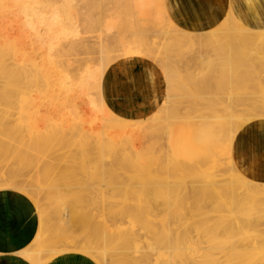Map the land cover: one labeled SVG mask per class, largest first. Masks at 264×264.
<instances>
[{
  "label": "bare ground",
  "instance_id": "bare-ground-1",
  "mask_svg": "<svg viewBox=\"0 0 264 264\" xmlns=\"http://www.w3.org/2000/svg\"><path fill=\"white\" fill-rule=\"evenodd\" d=\"M69 2L72 3L73 0H0V30L3 29V31L1 32H4V29H6V24L4 23H6L7 17L9 16L14 17L13 21L16 19V24L13 21H12L13 23H11L10 25L8 24L7 29H6L8 33L5 36L3 35L5 38H3V41L2 39L0 41V101H2L1 106L6 107L5 110L13 108L18 111L17 113L18 116L11 112L12 113L11 115L13 116L14 114V116L16 117V119L13 120V123L15 125H10L11 127H8L7 129L5 128L6 127L5 126L4 127L5 131L1 132L2 134L4 133L3 135H5L8 140L5 138V136H1V137H4L6 141H4L3 138L2 140L0 139V154H1L0 166L2 167L1 164L7 163V161L9 160V157H12V155L15 157V154H16L15 158L18 157L17 161L19 160L21 161V162L16 161V166H13L10 169L7 166L8 165L7 163L6 166L8 168L6 167L7 169L5 171H4L5 167H2V168L0 167V176H1L0 177V189L1 188L9 189L10 187L17 188L21 192H24L28 196H31V198H33L35 202L33 199L32 201L34 203H37L38 205H40V203L44 200L45 201L47 200L51 205L52 204L58 205L63 202L60 208L55 209L54 206H53L54 209L51 208V210L54 211L52 212L53 214L51 215V217L54 216L55 218L54 220H57V222L60 224L61 228L63 229L68 227L67 226L68 224L71 225V222H73L72 224H74L75 222L74 220L77 221L78 218L79 220L80 219L92 220L95 216L96 217L98 216L99 218H103V216H105L106 213H110L111 215H113L111 219H115V217H117V214L119 212L118 207L120 204H122V202H120L119 200L126 198L127 201H125L124 205H122V208H123L121 212L122 220L128 221L129 226H133L134 228H137L139 232L141 231L140 234L143 233L144 231L146 232V235L148 234L147 231L149 232V234L151 232V235H152L151 239L153 241L151 239L150 240L153 242V244L151 243L150 249L154 252L157 251V254L155 253L153 255L143 254L145 253V249L147 251V247H145L146 245H143L144 251L139 248L140 255L142 253L143 258L142 259L138 258V261L140 262H137L136 261L137 257L136 258L134 257L135 259L132 260V261L135 260L134 264H150V263H153V260L155 258L160 259L161 255H164L163 257L166 258V256L169 255V254L167 255V250H168L167 248H169L173 244L176 247L175 249H172V247L174 248V245H173L171 247L172 250L171 249L170 250L173 252L178 251V255H179V260H177L174 264H206V262L208 261L206 260L207 257L213 258L211 254L215 255L214 253H216V250L220 247L219 245L218 247L216 244L215 252H214L213 246H210L211 248L213 247V250H210L211 248L210 249L205 248L206 251L210 250L211 254H210V251L209 252L204 251L205 253L203 252V254L199 253L201 254L202 260L200 258L201 261H197L199 260L198 258L199 256H197V260H195L196 259L195 257L196 255H199L198 251L200 250V248H197L199 245L198 241L193 239L192 236L187 235L192 231V229L190 230L188 229L190 231L189 232L187 228L186 229L184 228V230L182 231L185 232V234L182 233L183 237H180L178 236V234H176L177 230H175L174 232L175 234L169 233L168 231L169 228L168 230L165 229V227L168 225L162 227V222L164 221L165 217L167 219V216H168L169 217L168 221H169V225H171V229H172V225H178L180 226V228L183 225L187 226L188 228L190 227L186 222L191 221V217L195 219L194 217L197 216L196 206L192 207L190 206V204L192 201L194 200L197 201L198 199H200L201 192L197 190L196 195H193L194 197L193 196L189 197V195L186 192H184L181 196L176 197V195L174 194L175 193L174 191H176V188L174 187L176 186L178 188H181L180 185L182 184V181L184 179L191 178V177H197V174L200 173L201 170H203L202 167L205 166V164L215 163L218 160L217 158H219L218 157L219 155L217 156L218 153L214 154V152L219 150V147L221 148V146H224L223 147L224 149L222 152L223 156H220V158H222L224 162L225 161L230 162L229 164L226 163L227 165H229L227 166L228 167L227 168L224 162H221L220 160L221 164L223 163L222 166L224 167L225 165V167L228 169V171H226L225 174H228V175L230 174V176L233 174L232 175L233 182L236 181L234 186L232 185V182H231L230 183L231 186L234 188L236 183L240 182V179H234V177L235 178L236 176L239 177V175L238 173H236V169L234 167L235 164H233L235 162L233 163L231 162V159H232L231 155H232V152H234L233 144L241 128H243L244 126H246L247 124L251 122H254L256 118H264V100H263L264 98L263 97L264 96L263 94L264 92V82H263L264 81V69L262 70L263 72L258 74L256 78H255V75H253L254 73L251 72L253 73L252 75L255 79L258 78L257 79L258 81L257 83H259L258 86H260V88L263 87V89H261L263 91H261L262 94H258L259 95L258 97L262 100L259 99V100H256L257 102L259 101L258 103H256L255 101V102H252V104H250V101H251L250 98L251 99L253 98L254 100L257 97V94L249 97L251 94L248 93L249 96L247 94V97H245L244 95H243L244 96L243 98H241L242 96L240 97L239 92H236L237 89L235 90L236 72L234 71L235 63L234 65L232 63L237 58V55H239L238 52H235V51H240V55H241L240 59L242 61H247V62L249 61V63H251L252 61H254V59H256L258 60L257 62L260 61L264 65V27L250 29L241 23L244 26L241 29H237V22H239V26H240V21H238L237 18L234 17V19L232 18L229 21H224L225 26L218 27L220 26L218 25L217 27H215V29L207 32L206 36L208 34V37L205 36V39L203 40L197 39L199 40L197 42V44L199 45L197 46L196 50L194 49V52L193 50H189L190 54L188 53V51L181 52V50L185 48L189 43L191 44V42L188 40L190 38L189 34L191 32H187L183 30L182 28L178 27L177 25L174 27L173 30L171 29L172 31L170 30L167 31V33H169L170 35V38H163L162 43L159 42L163 46V49H164L163 53L165 54L175 53L177 55H181L180 57H182L181 59L182 62L181 61L180 62L182 63V66L185 65L189 67V69L187 71H181L180 69L181 64H179L180 66H176L175 64L169 65V62L167 60H164L162 64L163 71L164 73L167 74V78L171 82V85L173 86L168 92H165L166 93L165 98L160 103V105H156V108H154L155 109L154 111H157V114L154 113V115L153 114L151 115H153V117L155 118L153 117L151 118V116H149L148 113H143L142 111H139V110L136 111L137 115L131 116L132 117L131 118L130 116L117 113L111 106L109 99H108V94H106V81H107L106 73L108 72L110 68H112L115 65L116 62H119L116 60L117 58L123 57V56H119L118 54H121L122 52L126 51L127 48H129V45L132 43L129 40L128 33L130 34L135 33L134 35L138 34L137 33L138 26L130 18L131 17L132 18L134 17L136 19L138 18L137 15L140 9H138L137 11V8L139 5L141 6L144 3H146V1L145 0H91L89 2V0H80V3L78 5V8H79L78 13H72L73 4ZM152 2H153L152 6L144 10H146L147 12V11H154L153 9H158V8L162 9V12L164 13V16H165L164 17L165 23H170L168 22V19L172 21L171 19L172 7H171L170 0H152ZM21 7H22V10H21ZM127 8L130 12L128 14L129 17L126 16V14L125 16L123 14L124 10H126ZM8 23L10 22L8 21ZM163 26L164 25H162V27ZM168 27L166 28L167 30L169 29ZM152 30H153V26H152ZM17 33H18V36L15 38L14 36ZM87 33L89 34L92 33L91 35L94 34L95 38L88 40L87 38H85L87 36ZM143 33L144 32L142 31L141 34L143 35ZM146 34L147 32L145 33V36ZM191 35L193 34L191 33ZM137 37L138 36H136V38ZM223 38H224L223 40L224 45H221V46H224L225 48L223 47L221 49H223V52H225V56L227 55V61L225 60L226 61L225 63L231 64V69L235 72V74L232 72H229L230 64L229 66H227L226 64V66L229 68L228 72L231 74L229 77L227 76L228 79L226 78L225 82L219 79L221 81V84H219V88H218L219 90L217 89L218 91H215V87L217 88L216 86L217 84L213 81L211 77H210L211 79L208 78L209 75L206 73L198 72L199 75L198 76L196 75V77L193 76L194 79H190V80L187 79L185 74H187L191 68H194V66H197L199 63L198 62L199 60L201 63H203L205 62L204 60L207 59V62H208L209 58L205 57L204 55L210 53L211 52L210 49L216 50V47H218V46H215L217 44L216 42H219V45L220 43L222 44V41L219 39H223ZM135 39L133 38V40ZM146 39L147 38H145V40ZM145 40L141 38L140 36L139 40L135 41L136 46L137 47L140 45L148 46V41H145ZM208 45H214L215 47L211 46L212 48L209 47L210 48L209 49L208 47H206L205 49V46H208ZM179 46H181L182 49H180ZM187 47L185 48L186 50H188ZM160 48L161 47H159V49ZM236 49H239V50H236ZM175 50H180V51H178L177 53L175 52ZM70 54L72 55L74 54L73 56L75 58L70 59L69 57ZM126 54L127 52H125V55ZM131 54L130 56L126 55L125 57H131ZM41 55L42 57H40ZM79 55L80 56L86 55V56L83 58L82 57L79 58ZM95 56H97L98 58H95ZM225 56H221V57L223 58ZM64 57H68V58L65 59ZM229 59H230V62H229ZM240 63L243 65L242 62ZM253 65H255V63L254 64L251 63V66L253 67V69H255ZM256 68L259 69L260 65L259 67H256ZM236 70L238 72L237 75L240 73L239 76H241V72L243 71H241L240 69L241 72H239L238 68ZM219 72L220 71H218V73ZM248 72H250L249 69H248ZM209 74H210V71H209ZM213 74L214 73L211 72V75ZM224 76L226 77V72H224ZM242 77H239V78H242ZM214 78L216 79V76ZM219 80L217 79L216 81H219ZM225 83L228 85L227 88H225L226 85L225 86L222 85ZM191 86L194 89H192ZM199 88H203L204 90L206 88V91H207L206 96L209 99L207 100L209 101L207 107L209 106V110L211 112H213L212 109L214 108L215 104L218 106L217 102H219L221 106V110L224 111V116L221 117L220 120H222L221 123H223L224 125L223 130H225V133L222 134L223 135L222 139L214 140V143H215L214 148H217V150L209 147L210 141L203 137V135H205L207 131L205 129V127H207L205 126L206 124L205 121L207 120L211 121L215 117L206 118L205 115L199 112V111L204 112L207 110V109H204L205 99H204L203 93L201 91L199 92ZM222 89L223 91H221ZM51 91L58 92L59 95H61L60 97L61 100L56 99L55 101H53L52 99H50L52 96L48 95L47 93ZM219 91L223 93L221 94ZM216 92H219V94L218 93L216 94ZM199 98H202L204 101V102L199 101L200 103L202 102L201 105L197 103L198 102L197 100H199ZM44 101H47V102L50 101V103H47V107L49 105L48 109L52 107L50 106L52 103L54 106L55 102L56 104L64 106L63 112H59L58 117H54V118L50 117V119H48L49 115H46V113H44L45 117H43V119L46 117L48 118H46V120L44 119L42 124L38 125L39 124L38 120H36L34 124H31V123L29 124V122L33 123L32 118L28 119L29 117L28 118L25 117L24 114H27V112L34 110V108H36V111H38V107H41ZM194 103H195V108H192V104ZM254 103H256L257 105L259 103H261V105L263 104L262 105L263 109ZM44 106L46 107V104ZM196 108L198 109L196 111L199 112L200 115L202 114L207 120H205L201 116L200 117L202 119L200 117L198 119L196 115L195 117L199 120V122L193 123L195 120L194 118L191 117V119H188L190 117H187V116L183 117L184 115L182 116V113L192 115V113L194 112V109ZM219 110H220V107H219ZM44 111H47V110H44ZM88 111L90 112V114H92V120L90 121L84 120V115ZM8 112L10 113V110ZM49 112H50V109H49ZM2 113H3V116L6 117V115H4V112ZM209 114L211 115V113ZM147 115H148V118H146ZM212 115L214 114L212 113ZM218 116L219 115H217V117ZM149 117L152 120L149 119ZM217 117L214 119V121H211V122L214 123L216 121V124L219 123L220 120L219 118L217 120ZM138 118L139 119L141 118L142 120L140 119V121H138L139 123L136 126H132L133 129L131 127L130 129L128 127L129 126L128 123L132 122L133 120H134L133 122H135V120H137ZM7 120H8V117H7ZM47 121L49 122L48 128H47L48 123H46ZM91 122H95V123L91 124ZM9 124L10 123L8 122V126ZM219 127L221 129V126ZM211 130H209L208 128V131L211 132ZM157 131H160L161 133L159 132L160 135L157 134L156 136L153 133ZM24 133L27 134V137L29 140H27L26 138V141H25ZM217 133L219 134V132ZM180 135H181V139H183V141L186 143L185 144L186 146H184L183 141L182 143L179 141ZM197 135L199 137H197ZM58 136H60L61 141H63V143L60 145L62 146V150L65 151V153H62L63 151L62 152L59 151L61 149L59 145L58 146L59 149L56 150L57 153L59 152L58 154L57 153L54 154V152L52 154V150H51V152L49 151L48 153H51L52 155L47 154L45 155L46 157L45 159L42 158L41 156H44L46 148L49 149L48 146H46L48 142H50L49 143V146H50L52 144L51 141H54L55 143L56 142L55 140L58 138ZM175 136H178L176 140L179 139L178 140L179 142L175 140V143L178 142V145L177 144L176 145L177 146L180 145L181 148H183L184 146V148L186 149L183 152L181 151L182 153L180 152L181 150L180 149L178 154H176L177 153L175 151L176 148H174V146L172 147L171 143L169 142L171 141V139L173 138L175 139L176 138ZM195 136L197 138L196 141H198L199 139V142L197 143H199L200 146H198L199 144L195 143ZM209 136H211V134ZM78 137H80V140ZM214 137H215V134H214ZM75 138H78L79 141L77 142L76 140V142L74 143L73 140ZM209 139L211 140V137H209ZM162 140H165L166 142V143L164 142L166 144L164 145L165 146L164 151H166L165 149L169 150L166 153L167 155L164 154L165 155L164 157L166 158L165 159L166 163L165 162L164 163L168 167L172 165V168L174 167L178 169L179 167L183 168L182 170L183 172H181V174L179 175L181 179L178 181V184L173 185V187L170 184L169 180L167 179L169 177L166 178L167 176L166 173L167 174L170 173L168 172L169 169L166 167V165L164 166L162 165V168L159 166L160 169L156 168V166H155V169L154 168L151 169V167L154 165L153 163V165L149 168L150 171L146 167L147 165L146 161L148 159L146 154L147 153L149 154L150 153L149 151L153 152V149H155L157 145H158L157 147L161 148L160 146L163 145ZM42 142H47V144L42 143ZM40 143L45 144V145L42 146ZM228 143L229 145H231L230 148H229ZM225 144L228 145V147L227 146L225 147ZM74 145H78L79 147L77 146L75 147ZM211 145L213 146V144ZM72 146H74L75 148H79V149L81 148L80 152H78L77 149H76L77 152L72 150V148H70ZM129 148L131 149V152L129 151ZM145 149H147V153L145 152ZM170 149H173V151L171 150L172 152H170ZM211 152H213V154ZM218 152L220 154V151ZM39 154H42V155H39ZM150 155L153 156V153H150ZM232 157L234 158V156ZM68 158H70L71 161ZM160 158H163V157L160 156ZM65 159H67V161L64 164ZM176 162H178L180 165L183 164V166H180ZM69 164L72 165V167L75 168V170L77 171H80V170H82L83 172L88 171V173L87 172L86 174L84 173L85 176L83 177H85L86 180L90 182L85 183L86 180L83 181V183L86 184V186L83 185L85 186L84 190H88L87 195L89 197H91L92 195V197H96V199L94 201L92 200L93 198L92 199L88 198L87 206H86L85 200H83V204H85V206L82 204L83 206L79 208V204H80L79 198L80 200L82 198L80 195L81 193H79V191H76V188L73 187L72 185V182L76 181L77 179H74L72 181L68 177L69 182H70L69 184L68 183L61 184V182L57 183V181L59 180L58 179L59 173L61 172L60 170H63L62 166L64 165L63 167H65L64 169L66 170V167ZM221 164H218V165L220 166ZM109 166H111V168H109ZM58 168H62V169L58 170L59 171V173L57 172L58 177L57 176L54 177V181H53V178L51 175H53V173L56 172V169ZM182 168H180L179 171H181ZM25 170L27 172L32 173V175H30V173L29 175H26L25 173H23L25 172ZM117 170H118V173L115 175L114 173L117 172ZM121 170L122 171L124 170V173L123 172L121 173ZM222 170L223 169H221V171ZM238 170L239 168L237 169V172H239ZM66 171L67 173L69 171L71 174L74 173L73 170L72 172L69 169ZM119 171L121 174L119 173ZM158 171H160V173H162L163 171V174L158 176L156 179H153L154 177H152L153 176L152 174ZM222 172L224 173V171ZM146 174H148L147 176L151 177L150 180H148V182L147 180L144 179V176H146ZM221 174L219 175V177L221 176ZM235 174L237 175L235 176ZM240 174L242 175L243 172H240ZM60 175H62V172ZM209 175H210V172H209ZM80 176L82 175L80 174ZM72 177L75 178L74 176ZM244 177L241 178L242 179L240 183L241 186L244 185V183L242 182H245L247 179L246 176ZM221 178L224 179L223 176H221ZM65 179L66 177H64L63 180ZM133 179H136L137 181H133ZM215 179H212L210 181L208 180V183L204 182L203 184L206 183L207 186L208 184L209 185L212 184V186L216 185L217 181ZM50 180L52 182H50ZM219 180L221 181L220 183L222 185L224 182H222L221 179ZM247 181L250 183L252 182L248 179ZM77 182L80 183V180L78 179ZM201 182L202 181H200V184ZM227 182L228 181H226L225 184L223 185L227 186L228 185ZM250 183H248L249 184L248 186L249 187H251V185L253 186V184L251 183L250 185ZM240 184L238 183V185ZM238 185L236 186L239 188ZM254 185L257 187H254L252 189L249 188L247 185L246 186L244 185V186L248 187L249 189H251L253 193H256L259 196L258 192L262 190L261 188L262 186H264V184L254 183ZM203 186L205 185H202V187ZM66 187L69 189H67ZM233 188L232 190L230 189L232 192V196L231 194L229 196L232 198V205L233 203L235 204L234 208L236 211H232L233 212L232 214L234 215L237 213V207L239 205L238 203H240L238 200H241L240 196H243V194L240 195L239 193L235 192V189L233 190ZM194 189L196 190V188ZM200 189L202 188L200 187ZM205 190H206V187H205ZM221 190H223V187ZM225 190L226 189H224V191ZM230 190H228V192ZM236 190H239V189H236ZM247 190L245 191L246 194H247ZM214 193L215 192H213V194ZM219 193L221 192L219 191ZM223 193L220 194L222 197H220L219 195L218 196L219 198H217L216 200L221 201L222 198L224 197ZM229 196L227 193L226 197H228V199L226 198L223 201H225L226 204L229 207H231V203H230L231 198L229 199ZM255 196L254 197L250 196L249 198L251 197L255 198ZM258 196L256 197V199L258 198ZM252 198L250 202L253 201ZM159 199H160V202L158 201ZM226 200L229 202H227ZM153 201L155 202V204L156 203L158 204V206L156 207L157 210L159 209L158 208L159 204H161L162 209L158 210V212L155 213V215H153V217L150 218L151 210H148V208ZM206 202H208V200H206ZM255 205L257 206V204ZM261 208L260 210H262ZM179 209H181V212L183 210L185 213H183L182 216L180 215L181 217L179 218L177 217L178 219L172 220L173 216L174 217L177 216V214L175 215V213L177 212L176 210H179ZM238 209L240 211V207H238ZM171 210L175 212L173 213V216L170 215L172 213L170 212ZM250 210H256L257 212L260 213V210L258 211L257 208L256 209L251 208ZM95 211H97V213H95ZM263 212H264V207H263ZM206 214L207 213H205V215ZM261 215L262 214H260V216ZM260 216H258L259 218L255 222L256 227L254 229L253 228L249 229L246 226L247 229L249 230H246V227H245L243 229V231L245 230L244 234H241L239 232L240 233L239 235L236 234L237 227H238L237 224L240 223L242 220L238 219L237 216L232 217L233 220H231L232 221L231 226L232 228H234L233 231L235 232H232V230H230L233 233L232 235V234H229L227 230H225L229 234L228 236L226 235L229 241L227 238H225L226 236L225 237L223 236L227 240V242L231 244L230 248L232 252L236 254L240 253V254L247 255L252 260L253 256L251 257L250 253L253 254L254 252L257 251L256 252L257 255H255L254 253V256L260 257V253H261L260 250L261 251L264 250V240L263 242L259 241L260 240V237H259V240L256 239L255 241V238H254V236H256L255 234L252 236L254 240L251 237V234L253 233V231L256 232V230L259 228H260L259 230L261 231H262V228L264 229V217L260 218ZM44 218L45 216L43 217V219ZM237 219L240 220V222ZM79 220L77 221V223L80 224L81 221ZM50 221L51 220H49L46 223H49ZM96 222H97V219H96ZM51 223L54 224L55 222L52 220L48 224L49 227ZM110 223L111 225H108L107 222H103L102 225L99 224V226H101L99 227V229L101 228L99 231L100 235L98 234L99 236L96 237V239H92V237H90V239L87 238L89 237V235L86 234L88 235L86 236L85 234H82L81 233L82 229L80 228L81 232L80 230L79 232L82 235L86 236L85 241L83 240L82 242H78L77 239L81 237L80 236L81 234H79L78 235L79 237H78V236H75L74 235L75 233H74L72 235H74V237L77 239L74 238L75 239L74 241L73 239L69 241L68 242V244L70 243L69 246L73 247L74 249L81 250L87 255L89 254L95 260H97L100 264H110V263L128 264V263H131L132 261L130 259L133 258L131 256V254L133 253L132 250L134 248H137V246H139L140 244H142L140 243L141 241L139 242L140 238H138V234H137L139 232H136V230L132 228L126 230L124 227H122L124 226L123 222H120L117 220L110 221ZM79 224L77 225L79 226ZM91 225L94 226V224H91ZM193 225H194L193 230H196L198 232L197 234H199L200 232L201 233L204 232V237L206 241L208 238H209L208 241L210 243H212V241L214 242L217 241L216 240L217 238H214V235L213 236L211 235L212 232L210 228L208 227L205 228L204 226L205 224L203 225V221L201 224L203 225L202 227L201 225L199 226L196 222H193ZM193 225L191 223V226ZM231 226H229L228 228L230 229ZM242 226L244 227L243 223H242ZM74 227L77 228L76 226ZM243 227L240 226V228L239 227L238 228L241 229L240 231H242ZM47 228L48 227H45L42 229L46 230ZM75 228H73V230H75ZM96 229L98 228L96 227ZM56 231H58V229H56ZM85 231L87 232V230ZM93 231L91 229L92 234L96 235V233H93ZM131 231H135V232H131ZM42 232L43 231H41V233ZM45 232L47 233V231H44V233ZM50 232L51 230L48 232L50 236L47 235V237L49 238L47 239L46 237L47 243L45 241L43 244H39L38 247L37 246L33 247V248H38V249L36 250L33 249L32 252H28L27 257L30 260H32L33 264H43L44 260H49L55 255L61 253V249L65 247L64 244L66 242L62 245L64 240L62 241V238H61V240L57 241V238L59 235H56V232H53L51 234ZM41 233H39L40 234L39 236H41ZM64 235H62L61 237L65 238ZM72 235L70 236L72 237ZM215 235L217 237L219 233L215 232ZM206 236H209V237L206 238ZM220 236H218V238H221ZM148 237L149 235L147 236V238ZM204 237L201 236V238H204ZM81 240H82V237H81ZM197 240L199 239L197 238ZM205 240L203 239V243H200V244L201 245L204 244V242H206ZM242 240H243L242 245L237 246L238 242ZM60 241L61 243H59ZM199 241L202 242V240H199ZM41 242L42 241H40V243ZM248 242H251L252 245L251 243H248ZM53 243L57 244V247L56 245L54 246ZM59 244L62 245V248H58ZM249 244L251 245L252 248H250ZM221 245H222L221 247H223V244ZM141 246L142 245H140L139 247ZM193 249L197 250L196 255L195 253L192 254V252H194L192 251ZM219 249L221 250L223 248H219ZM162 250H165L166 252ZM212 251L214 253H212ZM135 252L137 253V250L134 251V254L136 256ZM224 253L222 252V254ZM138 254L139 253H137V255ZM222 254L220 255L222 256ZM263 254L261 257L262 262L264 260ZM194 255L195 257H193ZM108 257H110L111 262L108 260ZM216 257L218 256L216 255L214 257L215 259L213 258V260L219 261L218 260L219 258L217 259ZM259 257L257 258V260L259 261H257L253 257V259L256 260L254 264H257V262L259 264L260 262ZM128 258L131 262L128 261ZM165 258L164 259L161 258L162 260L160 259V264H164V262L162 261H164ZM126 259L128 263H124L126 262L125 261ZM157 259L155 260L156 264H159V262H157L159 261V259L158 260ZM221 259L222 258H220L219 262H222L223 264L227 261L226 260L224 262V261H221ZM207 263L211 264V261L210 263L209 262Z\"/></svg>",
  "mask_w": 264,
  "mask_h": 264
},
{
  "label": "rangeland",
  "instance_id": "rangeland-1",
  "mask_svg": "<svg viewBox=\"0 0 264 264\" xmlns=\"http://www.w3.org/2000/svg\"><path fill=\"white\" fill-rule=\"evenodd\" d=\"M91 0H89V2H90ZM146 1V3H144L143 5H137L138 6V8H137V11H138V9H140V11L138 12V15H137V19L136 18H130V19H132L134 22H135V24L138 26V30H137V33L138 34H136V35H134V34H130V33H128V36H129V40L132 42V43H134L135 44V41L137 40H139V37L141 36V38H143L144 40H145V38H147L145 41H148V46H145V45H140V46H142V47H140V46H136V44L134 45V44H130L129 45V48H130V50H129V48H127V50L126 51H124V52H122L121 54H118L119 56H123V57H121V58H117L116 60L117 61H121L122 60V62H126L127 60H136V59H140V58H142V59H148L149 61H152L153 62V65H151V68L150 69H148L149 71H148V73L150 74V77H151V80L153 81L154 80V78H155V74H154V67H157V69L158 68H161V72L165 75V82H166V88H165V92H168L171 88H172V86L173 85H171V82L168 80V78H167V74L166 73H164V71H163V67H162V64H163V62H164V60H167L168 62H169V65H172V64H175L176 66H180L179 64H181V66H180V69H181V71H187L188 69H189V67H187V66H185V65H183L182 66V61H181V59H182V57H180L181 55H177V54H175V53H170V54H165V53H163V51H164V49H163V46L160 44V43H162V41H163V38H170V35H169V33H167V31H172L173 29H174V27L176 26V24L173 22V16L171 17V19H172V21H170V19H168V22H170V23H165V20H164V13L162 12V9H153L154 11H147L146 12V10H144V9H148V8H150L151 6H152V0H145ZM69 3H71V2H69ZM79 3H80V0H73V2L71 3V4H73V12L72 13H78L79 12V8H78V5H79ZM138 4V3H137ZM143 7V8H142ZM21 10H22V7H21ZM130 12H129V10H128V8L126 9V10H124V16H125V14H126V16H128V14H129ZM139 13H140V15H139ZM143 13H145V14H143ZM145 15V16H144ZM229 16L224 20V21H229L230 19H234V17H235V15L234 14H232L231 12L228 14ZM142 16V17H141ZM148 16V17H147ZM129 17V16H128ZM12 20H11V19ZM145 18V19H144ZM148 18V19H147ZM150 18V19H149ZM10 19V20H9ZM13 19H14V17H11V16H9V17H7L6 18V23H4V24H6V29H7V26H8V24L10 25L11 23H15L16 24V19L13 21ZM152 19V20H151ZM8 21L10 22V23H8ZM13 21V22H12ZM18 21V20H17ZM224 21L222 22V24H220V26H218V27H223V26H225V24H224ZM171 22H173V23H171ZM165 23V24H164ZM174 24V25H173ZM162 25H164L163 27H162ZM168 25H169V27H168ZM152 26H153V30H152ZM169 28L168 30L166 29L167 27ZM173 26V27H172ZM244 25H242L241 24V22H240V26H239V22H237V29H241L242 27H243ZM141 28V29H140ZM6 29H4V32H1V31H3V29L2 30H0V41H1V39H2V41H3V38H5L4 36L8 33L7 32V30ZM172 29V30H171ZM6 30V31H5ZM147 30V31H146ZM144 32L143 33V35L141 34V32ZM147 32V34H146V36H145V33ZM140 32V33H139ZM4 33V34H3ZM92 34V33H91ZM91 34H89V33H87V36L85 37V38H87L88 40H90V39H92V38H95L94 37V34L93 35H91ZM141 34V35H140ZM193 35H191V33L189 34L190 35V38L188 39L190 42H191V44L190 45H192V46H190L189 44L186 46V45H184V46H186L187 47V49L188 50H186L185 48H183L182 49V47H183V45H182V47L181 46H179L180 47V49H182L181 50V52H187L188 51V53L190 52L189 50H193V52H194V49L196 50V48H197V46L199 45V44H197V42L199 41V40H203V39H205V36H206V33H199V32H197V33H192ZM203 34H204V36H203ZM4 35V36H3ZM202 37H201V36ZM3 36V37H2ZM18 36V33L14 36L15 38ZM136 36H138L137 38H136ZM145 36V37H144ZM201 38H200V37ZM228 36V35H227ZM149 37V38H148ZM206 37H208V34H207V36ZM224 37H225V35H224ZM132 38V39H131ZM133 38L135 39V40H133ZM156 38V39H155ZM150 39V40H149ZM197 39H199V40H197ZM133 40V41H132ZM157 40H158V42H157ZM161 40V41H160ZM219 40H221L222 41V44L220 43V45H219V42H216L217 44L215 45V43H214V45L215 46H218V47H216V50L215 49H210V48H212L211 46H213V47H215L214 45H208V46H205V49H206V47H210L209 49L211 50V52L210 53H208V54H205L204 56L205 57H207V58H209V61L207 62V59H205L204 61L205 62H203V63H201L200 62V60L198 61L199 63H198V65L197 66H194V68H191L189 71H188V73L187 74H185V76L187 77V79H194V77H196V75L198 76L199 74H198V72H202V73H206V74H208L209 75V77L208 78H212L213 79V81L217 84L216 86H217V88L215 87V91H218L219 89V84H221V81H226V78L228 79V77L230 76V74L231 73H229V72H232V73H234L235 74V72H236V88H235V90H236V92H239V95H240V97L241 98H243L244 96L245 97H247V94L249 93V94H251L250 96H249V94H248V96L249 97H251V96H253V95H256L257 94V97L259 96L258 94H262L261 93V91H263V90H261V89H263V87L262 88H260V86H258L259 85V83H257L258 81H257V79H255L257 76H258V74H260L261 72H263L262 70L264 69V65L259 61V62H257L258 60H256V59H254V61H250L251 63H255V65H256V67H259V65H260V68H262V69H257L256 67H255V65H253L254 66V68L255 69H253V67L251 66V63H249V61L247 62V61H242L240 58H241V55H240V51H235V52H238V54L239 55H237V58L234 60V62L232 63L233 65H234V63H235V65H234V71L231 69V64H230V70H229V68L227 67V66H229V64L228 63H225L226 61H227V55L225 56V52H223V49H221V48H223L224 46H221V45H224V43H223V40H224V38L223 39H219ZM155 41V42H154ZM215 41V40H214ZM220 41V42H221ZM160 42V43H159ZM151 43H152V45H151ZM156 43V44H155ZM158 43V44H157ZM197 44V45H196ZM213 44V43H212ZM149 45H150V47H149ZM157 45V46H156ZM145 46V47H144ZM154 46V47H153ZM226 46V45H225ZM133 47V48H132ZM137 47V48H136ZM156 47H157V49H156ZM159 47H161L160 49H159ZM152 48V49H151ZM190 48V49H189ZM225 48V47H224ZM138 51H137V50ZM143 49V50H142ZM144 49H145V51H144ZM154 49V50H153ZM176 49H178V48H176ZM129 50V51H128ZM142 50V51H141ZM219 50V51H218ZM221 50V51H220ZM236 50H239V49H236ZM135 51H136V53H135ZM178 51H180V50H175V52H177L178 53ZM214 51V52H213ZM125 52H127V54L126 55H129L130 56V54H131V57H125L126 55H125ZM138 52H140V53H138ZM147 52V53H146ZM193 52H192V54H193ZM129 53V54H128ZM137 53H138V55H137ZM78 54V53H77ZM190 54V53H189ZM228 54V53H227ZM242 54V53H241ZM74 55V54H73ZM72 54H70V59L71 58H75L74 56H73ZM135 55V56H134ZM140 55V56H139ZM86 55H83V56H80L79 55V58H83V57H85ZM221 56H225V57H221ZM235 56H236V54H235ZM40 57H42V55L40 56ZM191 57V56H190ZM234 57V56H233ZM65 59H67L68 57H64ZM95 58H98L97 56H95ZM229 58V57H228ZM223 60V61H222ZM226 60V61H225ZM181 61V62H180ZM235 61H237V62H235ZM223 62H224V64H223ZM229 62H230V59H229ZM240 62H242L243 63V65L240 63ZM222 64V65H221ZM226 64H227V66H226ZM232 65V66H233ZM237 65V66H236ZM240 65V66H239ZM258 65V66H257ZM262 65V66H261ZM153 67V68H152ZM219 67V68H218ZM239 69L238 71L239 72H241V71H243V72H241V76H239L240 75V73L237 75V68ZM224 69V70H223ZM240 69H241V71H240ZM248 69L250 70V72H248ZM221 70H223V71H221ZM228 70H229V72H228ZM209 71H210V74H209ZM215 71V72H214ZM218 71H220L219 73H218ZM211 72L212 73H214L213 75H211ZM224 72H226V77L224 76ZM247 72V73H246ZM251 72H253V73H251ZM220 73H222V74H220ZM243 74V75H242ZM255 75V78L253 77V75ZM194 76V77H193ZM216 76V79L214 78V77ZM228 76V77H227ZM238 76V77H237ZM243 76V77H242ZM193 77V78H192ZM206 77H207V75H206ZM224 77V78H223ZM239 77H242V78H239ZM210 78V79H211ZM244 78V79H243ZM219 80V81H216V80ZM254 80V81H253ZM263 81V80H262ZM262 81H261V83H262ZM220 82V83H219ZM238 82V83H237ZM264 82V81H263ZM223 83V82H222ZM227 83V82H226ZM222 84V85H226L225 86V88H227L228 87V85L227 84ZM248 83V84H247ZM260 83V84H261ZM204 86V85H203ZM245 86V87H244ZM256 86H258V87H256ZM199 87V86H198ZM205 87V86H204ZM223 87V86H222ZM221 87V88H222ZM255 87V88H254ZM191 88L192 89H194L192 86H191ZM239 88V89H238ZM246 88H248V89H246ZM253 88V89H252ZM203 88H199V92L201 91L202 93H203V96H204V99H205V107H204V109H207L206 111H204V112H201V111H199L200 113H202L203 115H205V117L206 118H213V117H217V115H219L218 117H217V120H218V118H219V120L221 119V117H223L224 116V111L223 110H221V106H220V104H219V102H217V104H218V106L220 107V110H219V107L215 104V106H214V108L212 109V111L213 112H211L210 110H209V106L207 107V105H208V103H209V101H207V100H209L208 98H207V91H206V88H205V90L203 89ZM218 89V90H217ZM252 89V90H251ZM255 89V90H254ZM252 92H251V91ZM60 91V90H59ZM221 91H223V89L221 90ZM225 91V90H224ZM193 92V91H192ZM198 92V91H197ZM198 92V93H199ZM220 92V91H219ZM219 92H216V94L218 93L219 94ZM51 93V94H50ZM55 93V94H54ZM221 94L223 93V92H220ZM48 95H50V96H52L50 99H52L53 101H55L56 99H60V97H61V95H59V93L58 92H56V91H51V92H49V93H47ZM54 94V95H53ZM238 94V93H237ZM263 94H264V92H263ZM244 95V96H243ZM54 96V97H53ZM263 96V95H262ZM262 96H261V98H262ZM248 97V98H249ZM255 98L254 100H253V98L251 99L250 98V104H252V102H255L256 100H259L260 98L258 97V98ZM264 97V96H263ZM210 98V97H209ZM47 99V98H46ZM45 99V100H46ZM202 98H199V100H197L198 102V104L199 105H201V103L202 102H204L203 101V99L201 100ZM48 100V99H47ZM61 100V99H60ZM260 100H262V99H260ZM263 100H264V98H263ZM199 101H202L201 103L199 102ZM1 102L2 101H0V139L2 140V138H3V140L4 141H6L5 140V138H6V136L5 135H3L1 132H4L5 131V128L7 129L8 127H11L10 125H15L14 123H13V120H15L16 119V117L14 116V114H16L17 115V113H18V111L17 110H15V109H8V110H5L6 109V107H3V106H1L2 104H1ZM259 102V101H258ZM257 101H256V103H258ZM260 102H262V101H260ZM47 103H50V101L49 102H47V101H44L42 104L43 105H41V107H38V111H36V108H34V110H32V111H30V112H27V114H24L25 115V117H29L28 119H31L32 118V121H33V123L32 122H29V124L31 123V124H34V122H36V120H38L39 121V124H38V122H37V124L38 125H40V124H42V122L44 121V119L46 120V118H48V117H46V118H44L43 119V117H45V114L44 113H46V115H49V118L48 119H50V117L52 118H54V117H58V115H59V112H63V107L64 106H62V105H59V104H56V102L54 103V106H53V103L50 105V106H52V107H50L49 109H50V112H49V109H48V107H49V105H48V107H47ZM256 103H254V104H256ZM46 104V107L44 106ZM257 105V104H256ZM263 105V104H262ZM262 105H261V103H259L257 106H260V108H262L263 109V107H262ZM181 106V105H180ZM55 107V108H54ZM218 107V108H217ZM3 108V109H2ZM47 108V109H46ZM52 108V109H51ZM54 108V109H53ZM154 108H156V107H154ZM152 109L151 111H147L148 112V115L149 116H151V118L153 117V115H154V113L155 114H157V111H154L155 109ZM192 108H195V103L194 104H192ZM40 109V110H39ZM217 111H216V110ZM5 110V111H4ZM10 110V113L8 112ZM44 110H47V111H44ZM196 110H198L197 108L196 109H194V112L192 113V115L194 116H192L191 114H186V113H182V116L183 117H190V118H188V119H191V117L192 118H194L195 120H194V122L193 123H198L199 122V117L201 116L202 118H204L205 119V117L201 114L200 115V113L199 112H197ZM7 111V112H6ZM16 111V112H15ZM136 111H137V109H136ZM196 111V112H195ZM2 112H4V115H6V117L5 116H3V113ZM8 113V114H6V113ZM14 113L13 114V116L11 115L12 113ZM56 112V113H55ZM58 112V113H57ZM150 112H152V113H150ZM206 112V113H205ZM208 112V113H207ZM197 113V114H196ZM209 113H211V115L209 114ZM212 113L214 114V115H212ZM10 114V115H9ZM43 114V115H42ZM151 114H153V115H151ZM223 114V115H222ZM9 115V116H8ZM26 115H28V116H26ZM37 115V116H36ZM148 115L146 116V118H148ZM197 115V118L195 117ZM207 115H208V117H207ZM18 116V115H17ZM32 116V117H31ZM210 116V117H209ZM2 117V118H1ZM7 117H8V120H7ZM87 117V118H86ZM200 117V118H201ZM11 118V119H10ZM34 118V119H33ZM132 118V117H131ZM150 117H149V119H151ZM153 118H155V117H153ZM201 118V119H202ZM215 118H213V120H211V121H214V119ZM43 119V120H42ZM141 119V118H140ZM140 119L138 118L137 120H135V122H129L128 124H129V128L131 127L132 129H133V127L132 126H136L139 122L138 121H140ZM263 120L264 118H256L255 119V121L256 120ZM7 122H6V121ZM35 120V121H34ZM84 120H86V121H90V120H92V114H90V112L88 111V112H86L85 113V115H84ZM142 120V119H141ZM152 120V119H151ZM197 120V121H196ZM205 120H207V119H205ZM137 121V122H136ZM211 121H205V123L207 124H205V126H207V127H205V129L208 131V128H209V130H211L212 129V127H213V129L211 130V132L210 131H206V137H205V135H203V137L205 138V139H208L210 142V145H209V147H211V148H213V149H215V150H217V148H214V146H215V143H214V140H218V139H222L223 138V133H225V130H223L224 128H223V123H221V121L222 120H220L219 121V123H217V124H219V125H217L216 124V121L213 123V122H211ZM254 121V122H255ZM5 122V123H4ZM8 122L10 123L9 124V126H8ZM211 124H210V123ZM46 123H48V125H47V128H48V126H49V122L47 121ZM92 123H95V122H91V124ZM214 125H213V124ZM36 124V123H35ZM216 124V125H215ZM220 124H222V125H220ZM212 127H211V126ZM6 126V127H5ZM209 126V127H208ZM219 126H221V129H220V127ZM5 127V128H4ZM3 128H4V130H3ZM130 128V129H131ZM217 130H216V129ZM3 130V131H2ZM214 130H216L217 132H219V134L216 132V131H214ZM162 131V130H161ZM221 131V132H220ZM160 131H157V132H154L153 134H155L156 136H157V134L158 135H160V133H159ZM217 133V134H216ZM211 134V136H209ZM214 134H215V137H214ZM219 135V136H218ZM1 136H5V138L4 137H1ZM24 136H25V141H26V138H27V140H29L28 139V137H27V134H25L24 133ZM216 136H218V137H216ZM176 138L173 140V139H171V141H169L170 143H171V146L173 147L174 146V148H176L175 149V151L177 152L176 154H178V152H179V150H180V152L182 151H185L186 149L184 148V146H186L185 144V142L183 141V139H181V135H180V137H179V141L182 143V141L184 142L183 144H184V146H183V148H181V146L179 145V146H177L178 145V140H176L177 139V137L178 136H175ZM197 137H199L198 135H197ZM209 137H211V140L209 139ZM58 138H60V139H58ZM58 138L55 140L56 142L54 143V141H51L52 142V144L49 146V143L50 142H48V144H47V142H42V143H45V144H47L46 146H48V148L50 149H47L46 148V150H45V153H44V156H41L42 158H46L45 157V155H47V154H49V155H52L53 154V152H54V154L55 153H57V151L56 150H58L59 148H58V146L60 145V144H62L63 143V141H61V137L60 136H58ZM79 138V140H80V137H78ZM78 138H75L73 141H74V143L76 142V140H77V142L79 141L78 140ZM151 138V137H150ZM213 138H215V139H213ZM7 139V138H6ZM196 136H195V143H197V142H199V139H198V141H196ZM8 140V139H7ZM61 142H60V141ZM175 140L176 141H178L177 143H175ZM205 141V140H204ZM162 146H163V148H162V146H160L161 148H159V147H157L156 146V148L155 149H153V152H151V151H149L150 153H153V156L152 155H150V153L148 154L147 153V149H145V152L147 153L146 155H147V161H146V167H147V169L150 171V167L153 165V163H154V165L151 167V169L152 168H154L155 169V166H156V168H158V169H160L159 168V166L162 168V165L164 166V165H166L165 163V155H167L166 153L169 151V150H167V149H165L166 151H164V148H165V146L164 145H166L165 143V140H162ZM165 142V143H164ZM174 144H173V143ZM42 143H40L42 146H44L45 144H42ZM54 143V144H53ZM57 143V144H56ZM59 143V144H58ZM177 144V145H176ZM197 144H199V143H197ZM196 144V145H197ZM211 144H213V146L211 145ZM176 145V146H175ZM182 145V144H181ZM228 145H229V143H228ZM228 145H226L225 144V147L227 146L228 147ZM75 147L77 146V147H79L78 145H74ZM74 146H72V147H70V148H72V150H74V151H76V149H77V151L78 152H80V149L79 148H75ZM198 146H200V144L198 145ZM230 146L231 145H229V148H230ZM51 147V148H50ZM53 147V148H52ZM57 149H56V148ZM179 147V148H178ZM224 146H221V148L219 147V150H217L216 152H214V154L216 153H218L217 154V156L219 157V158H217L218 160L215 162V163H209V164H205V166H203L202 168H203V170H201V172L200 173H198L197 174V177H191V178H187V179H184L183 181H182V184L180 185V187L181 188H178V187H174V188H176V191H174L175 193V195H176V197L177 196H181L184 192H186L188 195H189V197H192L193 195H196V191L198 190V191H200L201 193H200V199H198L197 201H192L191 202V204H190V206H196V215L198 216H195L194 218L195 219H193V217H191V221H188L189 223L191 222L192 223V225H193V222H196L199 226L202 224V221H203V225L205 226V228H210V230H211V235L213 236L214 235V238H217L216 240L217 241H212V243H210L209 241H208V237L209 236H206V238H208L207 239V241L205 240V237H204V232H200L199 234H197L198 232L196 231V230H193L194 229V225L193 226H191V223L189 224L188 222H186L190 227L188 228L187 226H185V225H183V226H181V228H180V226H178V225H172V229H171V225H169V221H168V219H169V217L167 216V219H166V217H165V219H164V221L162 222V227H164V226H166V225H168V226H166L165 227V229L166 230H168V228H169V233H172V234H175L174 232H175V230H177V232H176V234H178V236H180V237H183V234H185V232H183L182 230H184V228L186 229L187 228V230L189 229H192V231L190 232L189 230V234H187V235H190V236H192L193 237V239H195L196 241H198V247L197 248H200V250L198 251V254L199 253H201V254H203V252L204 251H206V249L207 248H211L210 246H213L214 247V252H215V247H216V244H217V246L219 247V248H223V249H219L218 247V249H219V251H218V249L216 250V253H214L213 251H212V253H214L215 255H213V254H211V251L210 250H213V247L210 249V250H208V251H206V252H209L210 251V254L213 256V258L217 255L218 257H216L219 261H220V258H222L221 259V261H226L224 264H254L255 263V261L257 260V258L259 257V256H254V253H255V255H257V251L256 252H254L253 254L252 253H250V256L252 257H254L256 260H254L253 259V257H252V260H254V261H252L251 260V258L249 257V256H247V255H244V254H240V253H234V252H232V250H231V248H230V245L231 244H229L228 242H227V240L225 239V238H227V236L229 235V234H232L233 235V233L232 232H235V231H233V229L234 228H232V221L231 220H233V218L232 217H235V216H237V218L238 219H241L242 221L240 222V220H238L240 223H236L237 225H238V227L240 228V226L241 227H243L242 226V223H243V225H244V227L242 228V231H243V229L247 226L249 229H254L255 227H256V220H258V216H260V214H262L261 216H260V218L261 217H264V212H263V207H264V186H262V190H260V192H258V194H259V196L256 194V193H253L252 191H251V189L252 188H254V187H257V186H255L254 185V183H253V181L252 180H250V181H252L251 183L253 184V186L251 185V183L250 182H248L247 181V179H246V181L245 182H242V183H244V185L246 186H248L249 184L248 183H250V185H251V187H249V188H251V189H249L248 187H245L244 185V187L243 186H241V178H243L245 175H244V173L241 175L240 174V172H243V171H241V169L239 168V167H236L235 165H234V167H235V169H236V173H238V175H239V177L238 176H236L237 174H235V176H236V178L234 177V179H240V182H238L240 185H238V183H236V185H238L239 186V188L235 185V187L233 188L232 186H231V182H232V185L234 186V184H235V182H233V174L230 176V174L228 175V174H225V172L226 171H228V167L227 166H229V165H227L226 163H230V162H228V161H225L224 162V160H222V158H220V156H223V154H222V152H223V148ZM60 152H62L63 150H62V146L60 145ZM228 148V149H229ZM44 149H45V147H44ZM152 149V148H151ZM161 151H160V150ZM178 149V150H177ZM183 149V150H182ZM225 149H227V148H225ZM51 150H52V154L51 153H48L49 151L51 152ZM157 152H159V153H157ZM159 150V151H158ZM162 150H163V152H162ZM173 151V149H170V152H172ZM222 150V151H221ZM25 151V150H24ZM76 151V152H77ZM129 151L131 152V149L129 148ZM154 151H155V153H154ZM218 151H220V154H219V152ZM23 152V151H22ZM181 152V153H182ZM42 153V154H43ZM59 153V152H58ZM57 153V154H58ZM62 153H65V151H63ZM161 153V154H160ZM181 153H179V154H181ZM212 154H213V152H211ZM210 153V154H211ZM233 153L234 152H232V155H231V162L233 163L234 162V158L232 157V156H234L233 155ZM22 154H24V153H22ZM42 154H39V155H42ZM154 154H156V155H154ZM160 154V155H159ZM165 154V155H164ZM229 154V153H228ZM23 156H25V155H23ZM22 156V157H23ZM150 156H151V158H150ZM160 156L161 157H163V158H160ZM230 156V155H229ZM15 157H16V154H15ZM13 155H12V157H9V160L7 161V163H8V167H9V169L10 168H12L13 166H16V161L18 160L17 158H15ZM27 157V156H26ZM0 158H1V154H0ZM69 160H70V158H68ZM162 159V160H161ZM220 160H221V162H224V164L226 165V167H225V165H224V167L222 166L223 165V163L221 164V162H220ZM233 160V161H232ZM13 161V162H12ZM67 161V159H65L64 160V164H65V162ZM71 161V160H70ZM150 161V162H149ZM153 161V162H152ZM15 162V163H14ZM17 162H21L20 160L19 161H17ZM165 162V163H164ZM219 162V163H218ZM4 163H5V161H4ZM7 163H5V164H1L2 165V167H5V169H4V171L8 168L7 166H6V164ZM162 163V164H161ZM176 163H178V162H176ZM181 163V162H180ZM19 164V163H18ZM149 164V165H148ZM179 164V163H178ZM182 164V163H181ZM218 164H221L220 166L218 165ZM233 164H235V163H233ZM171 165V164H170ZM180 165V164H179ZM178 165V166H179ZM64 166V165H63ZM62 166V168H63V170H60L61 172H62V175H60L61 174V172L59 173V169H62V168H58V169H56V172H54L53 173V175H51L52 176V178H53V181H54V177H56L57 176V172L59 173V180L57 181V183H59V182H61V184H63V183H70L69 182V179L70 180H74V179H77L76 181H73L72 182V185H73V187H75L76 188V191H79V193H81L80 195H81V200H80V198H79V201H80V204H79V208L81 207V206H85V204H83V200H85V203H86V206H87V200H88V198H90V199H92V200H94L95 201V199H96V197H92V195H91V197H89L88 195H87V193H88V190H84V187L86 186V184H84L83 183V181H85L86 180V178L85 177H83V176H85V174H86V172L88 173V171H86V172H83L82 170H80V171H77V170H75V168H73L72 167V165H67V167H66V170H71V172H72V170L74 171V173H75V175H74V173H70V171L67 173V171L64 169L65 167H63ZM149 166V167H148ZM180 166H183V164L182 165H180ZM213 166V167H212ZM1 167V166H0ZM1 167V168H2ZM7 167V168H6ZM69 167V168H68ZM73 169H72V168ZM166 167L169 169V171L168 172H170L169 174H167L166 173V178L167 177H169V178H167L168 180H169V182H170V184L172 185V187H173V185H177L178 184V181L181 179V177L179 176L180 174H181V172H183L182 170H183V168L182 167H179V169L178 168H176V167H174V168H176V169H174V168H172V165L171 166H167L166 165ZM173 169H171V168ZM209 167H211V168H209ZM109 168H111V166H109ZM180 168H182L181 169V171H179L180 170ZM220 168V169H219ZM230 168V167H229ZM239 168V172H237V169ZM8 169V170H9ZM14 169V168H13ZM215 169H216V171H215ZM221 169H223L222 171H224V173L221 171ZM165 170V169H164ZM10 171V170H9ZM126 171V170H125ZM155 171V170H154ZM220 171V172H219ZM23 172V171H22ZM89 172H91V171H89ZM124 173V170L122 171L121 170V173ZM209 172H210V175H209ZM221 174V173H223V174H221V176H223L224 177V179H222L221 178V176L219 177V173ZM23 173H25L26 175H29V173L30 172H27L26 170H25V172H23ZM34 173V172H33ZM85 173V174H84ZM118 173V170H117V172H115L114 174L116 175ZM119 173H120V171H119ZM120 173V174H121ZM174 173V174H173ZM207 173H208V175H207ZM213 173V174H212ZM230 173V172H229ZM80 174L82 175V176H80ZM94 174V173H93ZM163 174V171H162V173H160V171H158V172H155V173H153L152 175V177H154L153 179H156L158 176H160V175H162ZM30 175H32V173H30ZM77 175H78V177H77ZM148 174H146V176H144V179L145 180H147V182H148V180H150V178L151 177H149V176H147ZM199 175V176H198ZM50 176V177H51ZM72 176H74L75 178H73ZM118 176V175H117ZM173 176V177H172ZM204 176H206V177H204ZM219 178H218V177ZM225 176H227V177H225ZM230 176V177H229ZM241 176H243V177H241ZM1 177V176H0ZM7 177V176H6ZM58 177V176H57ZM64 177H66V179L65 180H63L64 179ZM68 177H69V179H68ZM83 177V178H82ZM199 177V178H198ZM208 177H210V178H208ZM215 177H216V179H215ZM29 178H30V176H29ZM29 178H28V180H29ZM179 178V179H178ZM198 178V179H197ZM218 178V179H217ZM227 180H226V179ZM230 178V179H229ZM78 179L80 180V183L79 182H77L78 181ZM200 179V180H199ZM212 179H215L216 181H217V186L216 185H213L212 186V184L211 185H209L208 184V186H207V184L206 183H208V180L210 181V180H212ZM219 179H221L222 180V182H224L223 184H225V182L226 181H228L227 183H228V185L226 186V185H221V181L219 180ZM229 179V180H228ZM244 179H245V177H244ZM55 180H56V178H55ZM162 180V179H161ZM207 180V181H206ZM223 180H225V181H223ZM249 180V179H248ZM133 181H137L136 179H133ZM200 181H202L201 182V184H200ZM50 182H52L51 180H50ZM86 182H90V181H85V183ZM175 182H176V184H175ZM204 182H206L205 184H203ZM220 184H219V183ZM226 183V184H227ZM198 184H200V185H198ZM256 184V183H255ZM71 185V184H70ZM80 185H81V187H80ZM83 185H85V186H83ZM198 185V186H197ZM202 185H205V186H203L202 187ZM241 186V187H240ZM83 187V188H82ZM200 187L202 188V189H200ZM205 187H206V190H205ZM222 187H223V190H221L222 189ZM233 188V190L235 189V192H237V193H239L240 195L241 194H243V196H240V199L241 200H238L240 203H238L239 205H241L242 206V208H243V210H242V208H241V206H239L238 205V207H240V211H239V209H238V207H237V213L236 214H232L233 212L232 211H236L235 210V204L233 203V205H232V198L229 196L230 194H231V196H232V192H231V190H232V188ZM237 187V188H236ZM14 188V187H13ZM12 187H10L9 189L7 188H1L0 189V214L2 215V218H3V230L5 231L4 232V237H6V238H9V239H12V238H14L15 240H21L22 241V245L21 246H19L18 244H13L12 246H10V248H6L5 249V251H7V252H5V253H0V257H5L6 258V261L7 262H9L8 264H33V262H32V260H30L28 257H27V254H28V252H32L33 251V249L34 250H36V249H38V248H33V247H35V246H37L38 247V245L39 244H43L45 241H46V243H47V239L49 238V237H47V235L48 236H50L49 235V231L51 230V232H50V234L51 233H53V232H56V235H59L58 236V238H57V241H59V240H61V238H62V241L64 240V242L62 243V245L64 244L65 245V247H63L62 248V245L61 244H59L58 245V248H62L61 249V253H59V254H57V255H55L54 257H52V258H50L49 260H44L43 261V264H94V263H96V264H100L97 260H95L92 256H90L89 254L87 255L86 253H84V252H82L81 250H78V249H74L73 247H71V246H69L70 245V243L68 244V242L69 241H71L72 239H73V241L75 240V239H77V238H75L74 237V235L75 236H78L79 234H88L89 235V237H87V238H89L90 239V237H92V239H96V237H98L99 235H100V229H99V227H101V226H99V224L100 225H102V223L103 222H107L108 223V225H111V223H110V221H114V220H117V221H120V222H123V224H124V226H122V227H124L126 230L127 229H135L136 230V232H139V230H137V228H134L133 226H129L128 224V221H124V220H122V215H121V212H122V210H123V208H122V205H124V203H125V201H127V199L126 198H123V199H120L119 201L120 202H122V204H120L119 205V207H118V210H119V212H118V214H117V217H115V219H111V217L113 216V215H111L110 213H106V215L105 216H103V218H99L98 216L96 217H94V218H96L97 219V222H96V219H94L93 217V222H95V223H93L92 222V220H90V219H87V220H84V219H80L79 220V218L77 219V221L79 220V221H81V223L79 224V223H77V221L76 220H74L75 222H74V224H72L73 222H71V225L70 224H68L67 226L68 227H66L65 229H63V228H61V226H60V224L57 222V220H54L55 218H54V216L53 217H51V215L53 214L52 212H54L53 210H51V208H53V206H54V208L55 209H57V208H60L61 207V204L63 203H60V204H58V205H54V204H50L47 200V202L44 200V201H42L41 203H40V205H38L37 203H34L35 202V200L33 199V198H31V196H28L27 194H25L24 192H21L19 189H17V188H14L13 189ZM67 188V187H66ZM194 188H196V190L194 189ZM198 188V189H197ZM220 188V189H219ZM245 188V189H244ZM67 189H69V188H67ZM208 189V190H207ZM213 189V190H212ZM224 189H226L225 191H224ZM231 189V190H230ZM236 189H239V190H236ZM244 189V190H243ZM247 189H249V190H247ZM228 190H230L229 192H228ZM241 190V191H240ZM243 190V191H242ZM247 190V194H246V191ZM219 191L221 192V193H223L224 194V197L222 198V200L220 201V200H216L217 198H219L218 196L221 194V193H219ZM240 191V192H239ZM248 191H249V193H248ZM207 192V193H206ZM213 192H215L214 194H215V196H214V194H213ZM251 192V193H250ZM262 192H263V194H262ZM89 193H91V192H89ZM217 193V194H216ZM227 193H228V196H229V199H230V203H231V207H229L227 204H226V202L225 201H223V200H225L226 198L228 199V197H226V195H227ZM236 193V194H237ZM209 195V196H208ZM213 195V196H212ZM255 195H257L258 196V198L256 199V197L257 196H255ZM262 195V196H261ZM250 196H252V197H254L255 196V198H252L253 199V201L252 202H250L251 201V198H249ZM194 197V196H193ZM212 197V198H211ZM220 197H222L221 195H220ZM260 197V198H259ZM32 199L34 200V202L32 201ZM245 199V200H244ZM259 199V200H258ZM206 200H208V202H206ZM262 200H263V202H262ZM159 202H160V199L158 200ZM212 201V202H211ZM227 201V200H226ZM20 202H21V206H22V211H23V213H21V211H20ZM44 202V203H43ZM154 202V201H153ZM153 202L150 204V206H149V208H148V210H151L150 211V214H151V216H150V218L151 217H153V215H155V213H157L158 212V210H161L162 208H161V204H159V209L157 210V206H158V204L156 205L155 204V202H154V204H153ZM224 202H225V204H224ZM227 202H229V201H227ZM256 202H258V203H256ZM70 203V202H69ZM78 203V202H77ZM247 203V204H246ZM83 204V205H82ZM255 204H257V206H259V207H257ZM259 204V205H258ZM262 204V205H261ZM36 205H38V206H36ZM60 205V206H59ZM78 205V204H77ZM198 205V206H197ZM227 205V206H226ZM250 205V206H249ZM208 207V208H207ZM210 207H211V209H210ZM262 207V208H261ZM47 208V209H46ZM53 208V209H54ZM95 208V207H94ZM228 208V209H227ZM249 208V209H248ZM251 208H257L258 209V211L260 210V208L262 209V210H260V213L259 212H257L256 210H250ZM41 209V210H40ZM201 209V210H200ZM244 209H245V211H244ZM50 210V211H49ZM88 210V209H87ZM87 210H86V212H87ZM94 210H96V209H94ZM154 210V211H153ZM177 212L175 213V212H173V210H171L170 212H172L170 215H172L173 216V213H175V215L177 214V216H173V218H172V220H176V219H178L179 217H181L182 216V214L183 213H185L183 210H182V212H181V209H179V210H176ZM239 211V212H238ZM39 212V213H38ZM41 212V213H40ZM48 212V213H47ZM51 212V213H50ZM154 213V214H152V213ZM95 213H97V211H95ZM178 213H179V215H178ZM205 213H207L206 215H205ZM242 213V214H241ZM255 213V214H254ZM258 213H259V215H258ZM42 214V215H41ZM212 214V215H211ZM217 214H218V216H217ZM247 214V215H246ZM41 216V218H40V216ZM45 216V218L43 219V217ZM48 215V216H47ZM181 215V216H180ZM209 215V216H208ZM214 215V216H213ZM43 216V217H42ZM157 216V215H156ZM222 216V217H221ZM245 216V217H244ZM49 217V218H48ZM178 217V218H177ZM190 217V216H189ZM231 217V218H230ZM99 218V219H98ZM221 218V219H220ZM255 218H257V219H255ZM49 221V220H53L55 223L53 224V223H51L50 224V227L48 226V224L51 222H49V223H46V222H48L47 220ZM194 221H193V220ZM213 221H212V220ZM250 219V220H249ZM122 220V221H121ZM224 220H225V222H224ZM42 221V222H41ZM44 221V222H43ZM103 221V222H102ZM208 221V222H207ZM230 221V222H229ZM237 221V222H238ZM245 221V222H244ZM92 222V223H91ZM222 222V223H221ZM249 222V223H248ZM43 223H44V225H43ZM113 223V222H112ZM199 223H201V224H199ZM209 223V224H208ZM77 224H79V226L77 225ZM85 224V225H84ZM91 224H94V226H92ZM43 225V226H42ZM47 225V226H46ZM203 225H201V227L203 226ZM217 225V226H216ZM219 225V226H218ZM54 226V227H53ZM74 226H76L77 228H75ZM87 226V227H86ZM98 228V229H96V227ZM213 226H215V227H213ZM229 226H231V228L229 229L228 227ZM40 227H42V228H45V227H48L49 228V230H48V228L46 229V230H44V229H42V228H40ZM53 227V228H52ZM56 227V228H55ZM83 227V228H82ZM175 227V228H174ZM221 227V228H220ZM237 227V235H239L240 233L241 234H244V231L242 232V231H240L241 229H239ZM247 227H246V230H249V229H247ZM60 228V229H59ZM73 228H75V230H73ZM82 229V232H81V229ZM85 228V229H84ZM89 228H91L92 229V231L93 230H95V231H93V233H96V235H93L92 234V232H91V229H89ZM139 228V227H138ZM216 228V229H215ZM228 228V229H227ZM54 229H55V231H54ZM56 229H58V231H56ZM63 230V232H62V230ZM66 229H68V230H66ZM140 229V228H139ZM164 229V230H165ZM171 229V230H170ZM181 229V230H180ZM214 229V230H213ZM218 229V230H217ZM238 229H239V231H238ZM260 229V228H259ZM259 229H257L256 230V232L255 231H253V233L251 234V237L255 234L256 236H254V238H255V241H256V239L257 240H259V237H260V240L259 241H261V242H263V240H264V229L262 228V231L261 230H259ZM43 231L42 233H41V231ZM73 230V231H72ZM79 230H80V232H79ZM85 230H87V232L85 231ZM90 230V231H89ZM165 230V231H166ZM225 230H227L228 232H229V234L227 233V231H225ZM230 230H232V232L230 231ZM235 230H236V228H235ZM44 231H47V233L45 232L44 233ZM68 231V232H67ZM69 231H71V232H69ZM97 231V232H96ZM147 231V230H146ZM163 231V230H162ZM164 231V232H165ZM170 231H172V232H170ZM219 231V232H218ZM65 232V233H64ZM73 232V233H72ZM131 232H135V231H131ZM141 232V231H140ZM140 232L139 233H137L138 234V238H140L139 239V242L140 243H142V244H140V245H142L141 247H139V246H137V248H134L132 251H133V253L131 254V256L133 257L132 259H130L131 261L133 260V259H135L136 257H137V259H136V261L137 262H140V261H138V258H140V259H142L143 258V255H142V253H141V255H140V252H139V248L140 249H142L143 250V245H146L145 247H147V251H146V249H145V253H143V254H146V255H153V254H157V251L156 252H154V251H152L151 249H150V246H151V243L153 244V240L151 239L152 238V235H151V232H150V234H149V232L147 231V235H146V232L144 233L143 231V233H141L140 234ZM179 232V233H178ZM180 232H181V234H180ZM214 232V233H213ZM215 232H217V233H219V235H217V237H216V235H215ZM227 234H226V233ZM240 232V233H239ZM255 232V233H254ZM260 232H262V233H260ZM39 233H41V236H39L40 234ZM67 233V234H66ZM75 233V234H74ZM168 233V232H167ZM183 233V234H182ZM188 233V232H187ZM42 234H43V236H42ZM64 235L65 236V238L64 237H61L62 235ZM72 234H74V235H72ZM80 235L81 237H82V240H81V237L80 238H78L77 240H78V242H82L83 240L85 241V237L86 236H88V235H86V236H84V235ZM99 234V235H98ZM55 235V236H56ZM70 235H72V237L70 236ZM149 235V239L147 238V236ZM221 235V236H220ZM227 235V236H226ZM231 235V236H232ZM151 236V237H150ZM198 236V237H197ZM201 236L202 237H204V238H201ZM218 236H220L221 238H218ZM225 238H224V237ZM234 236H235V234H234ZM46 237H47V239H46ZM79 237V236H78ZM200 237V238H199ZM230 237V236H229ZM263 237V238H262ZM35 238V239H34ZM38 238V239H37ZM40 238V239H39ZM41 238H43V239H41ZM75 238V239H74ZM197 238L199 239V240H202V242L201 241H199V240H197ZM262 238V239H261ZM152 241H151V240ZM203 239L207 242H204V244H200V243H203ZM228 239V238H227ZM252 239H253V237H252ZM42 241L41 243H40V241ZM44 240V241H43ZM66 240V241H65ZM76 240V241H77ZM88 240V239H87ZM226 240V241H225ZM251 240V239H250ZM254 240V239H253ZM151 241V242H150ZM228 241H229V239H228ZM258 241V242H259ZM209 242V243H208ZM214 242V243H213ZM242 242H243V240L242 241H240V242H238V244H237V246H241L242 245ZM59 243H61V241L59 242ZM248 243H251V242H248ZM36 244V245H35ZM54 244V246L56 245V247H57V244H55V243H53ZM68 244V245H67ZM210 244V245H209ZM221 244H223V247H221L222 245ZM67 245V246H66ZM174 245V244H173ZM173 245H171L169 248H167L168 250H167V255L168 256H166V258L165 257H163L164 255H161V258L162 259H164L165 258V260L164 261H162V262H164V264H174L177 260H179V255H178V251H175V252H173V251H171L172 249H175V245H174V248L172 247ZM206 245H207V247H206ZM250 245V244H249ZM251 245H252V243H251ZM251 245H250V248H252L251 247ZM153 246V245H152ZM209 246V247H208ZM224 246H225V248H224ZM6 247V246H5ZM171 247H172V249H171ZM201 247H202V249H201ZM230 249H229V248ZM254 247V246H253ZM196 248V247H195ZM206 248V249H205ZM29 249H30V251H29ZM171 249V250H170ZM228 249V250H227ZM135 250H137V253H139L138 255H137V253H136V256H135V254H134V251ZM141 250V251H142ZM202 250V251H201ZM224 250V251H223ZM226 250V251H225ZM144 251V250H143ZM162 251H165V250H162ZM169 251V252H168ZM192 251H194V252H192ZM191 252H192V254L193 253H195V255H196V253H197V250H195V249H193ZM201 251V252H200ZM253 251V250H252ZM259 251V250H258ZM1 252V251H0ZM166 252V251H165ZM190 252V253H191ZM219 252V253H218ZM222 252L224 253V254H222ZM231 252V253H230ZM260 257H259V259H260V262H259V264H263V262H264V260H263V262L261 261V257H262V254L264 253V250L263 251H261L260 250ZM205 253V252H204ZM3 254V255H2ZM134 254V255H133ZM162 254V253H161ZM201 254H199V255H196V257H195V255L193 256V257H195L194 259L195 260H197V256H199L198 258H199V260H197V261H201L202 260V257H201ZM220 254H222V256L220 255ZM226 257H224V256ZM239 255V256H238ZM264 255V254H263ZM130 256V257H131ZM141 256V257H140ZM135 257V258H134ZM192 257V258H193ZM160 258V259H161ZM200 258H201V260H200ZM213 258L212 257H207V259L206 260H208L207 262H209L210 263V261H211V264H223L222 262H219V261H216V260H213ZM223 258H224V260H223ZM236 258V259H235ZM157 258H155L154 260H153V263H155L156 264V260ZM159 259V258H158ZM157 259V260H158ZM160 259H159V261H157V262H159V264H160ZM161 259V260H162ZM215 259V258H214ZM239 259V260H238ZM249 259V260H248ZM263 259V258H262ZM108 260L111 262V260H110V257H108ZM129 260V258H128V261H130ZM55 261V262H54ZM126 262H124V263H128V261H127V259L125 260ZM130 261V262H131ZM155 261V262H154ZM240 261V262H239ZM252 261V262H251ZM257 261H259V260H257ZM134 262H135V260L134 261H132L131 263L132 264H134ZM204 262V261H203ZM206 262V264H208ZM229 262V263H228ZM131 263H128V264H131ZM153 263H150V264H153ZM110 264H112V263H110ZM116 264V263H115ZM257 264H258V262H257Z\"/></svg>",
  "mask_w": 264,
  "mask_h": 264
},
{
  "label": "crops",
  "instance_id": "crops-1",
  "mask_svg": "<svg viewBox=\"0 0 264 264\" xmlns=\"http://www.w3.org/2000/svg\"><path fill=\"white\" fill-rule=\"evenodd\" d=\"M175 24L191 33H207L220 25L231 12L250 29L264 27V0H170ZM148 59L138 58L116 62L106 73V94L113 109L122 115L136 116V109L148 113L165 98V75L154 67L152 81ZM153 68V67H152ZM234 162L244 175L255 183L264 184V119L241 128L233 144ZM20 211L22 206L20 202ZM0 214V253L21 240L4 237ZM6 246V247H5ZM3 255V254H2ZM0 257V264H8ZM17 264V263H16ZM19 264V263H18ZM21 264V263H20Z\"/></svg>",
  "mask_w": 264,
  "mask_h": 264
}]
</instances>
